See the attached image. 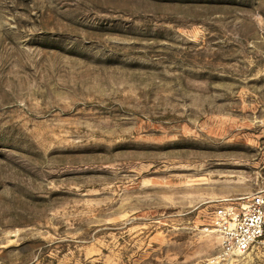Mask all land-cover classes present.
Masks as SVG:
<instances>
[{
  "label": "rangeland",
  "instance_id": "obj_1",
  "mask_svg": "<svg viewBox=\"0 0 264 264\" xmlns=\"http://www.w3.org/2000/svg\"><path fill=\"white\" fill-rule=\"evenodd\" d=\"M258 194L264 0H0V264H264Z\"/></svg>",
  "mask_w": 264,
  "mask_h": 264
},
{
  "label": "built area",
  "instance_id": "obj_2",
  "mask_svg": "<svg viewBox=\"0 0 264 264\" xmlns=\"http://www.w3.org/2000/svg\"><path fill=\"white\" fill-rule=\"evenodd\" d=\"M225 255H242L264 236V194L244 208L219 206L214 215Z\"/></svg>",
  "mask_w": 264,
  "mask_h": 264
}]
</instances>
